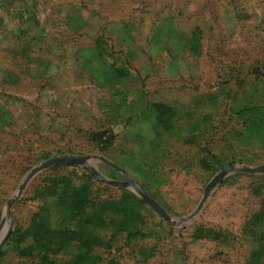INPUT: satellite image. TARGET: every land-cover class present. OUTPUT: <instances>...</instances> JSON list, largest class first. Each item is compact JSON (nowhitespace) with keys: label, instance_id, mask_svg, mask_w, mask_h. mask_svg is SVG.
Segmentation results:
<instances>
[{"label":"rangeland","instance_id":"374dc122","mask_svg":"<svg viewBox=\"0 0 264 264\" xmlns=\"http://www.w3.org/2000/svg\"><path fill=\"white\" fill-rule=\"evenodd\" d=\"M68 2L139 14L163 29L173 58L162 72L166 87L145 94L134 109L78 110L65 125L50 118L29 136L21 120L37 94H23L21 46L54 7ZM156 88L153 78L148 90ZM158 100L169 110L153 109ZM63 155L106 158L120 170L95 161L103 177L132 181L172 220L196 208L221 169L264 164V0H0V232L11 227L0 264H38L35 214L49 220L57 198L47 187L65 178L75 186L79 168L88 169L48 167L29 181L1 224L2 211L33 167ZM88 172L97 200L113 208L114 201L135 200L136 235L113 232L106 216L104 224L83 229L101 245L66 244L56 251L57 262L89 251L99 264H264V173L225 175L195 216L171 224L133 191Z\"/></svg>","mask_w":264,"mask_h":264},{"label":"crops","instance_id":"0c3cea01","mask_svg":"<svg viewBox=\"0 0 264 264\" xmlns=\"http://www.w3.org/2000/svg\"><path fill=\"white\" fill-rule=\"evenodd\" d=\"M153 24L139 14H108L77 2L54 7L21 46L22 91L37 94L35 103H26L24 131L32 136L50 118L60 127L78 110L134 109L145 94H161L172 48ZM153 78L157 88L148 90Z\"/></svg>","mask_w":264,"mask_h":264},{"label":"trees","instance_id":"16d2710c","mask_svg":"<svg viewBox=\"0 0 264 264\" xmlns=\"http://www.w3.org/2000/svg\"><path fill=\"white\" fill-rule=\"evenodd\" d=\"M151 107L155 110H169L163 104L154 103ZM79 170L81 171L80 183L75 186L65 184L66 178L59 183H55V179H52L51 185L46 186L58 199L56 198L52 204L49 220L41 212L35 214L40 223L31 236V242L32 248L36 250L38 264H80L86 263L87 259L90 260V264H99L96 256L89 251L76 253L64 262H57L54 257L58 249L75 241L80 244L101 245L102 242L96 235L92 234L86 239L83 229L85 226L104 224L107 217L110 219L108 224L113 232L126 231L128 235H136L134 231L136 227L134 223L137 219L135 200L125 197L124 201H114V208L109 206L108 201L97 200L92 189L94 177L86 169L79 168ZM43 224L48 225L46 230ZM110 264H113L112 260Z\"/></svg>","mask_w":264,"mask_h":264},{"label":"water","instance_id":"95a60500","mask_svg":"<svg viewBox=\"0 0 264 264\" xmlns=\"http://www.w3.org/2000/svg\"><path fill=\"white\" fill-rule=\"evenodd\" d=\"M95 161H102L117 170H120L119 167H117L115 164L107 160L106 158L102 156H94V155H63V156H55L52 157L37 166L33 167L25 176V178L21 181L19 184L16 193L7 200L5 207L2 211V216H1V224L5 218L10 219V207L11 205L20 199L22 196V193L24 189L26 188L27 184L29 181L40 171L51 167L55 165H62V164H72V165H78L87 168L95 177L105 180L107 182L120 185L123 187H126L127 189L133 191L136 193L140 198H142L144 201H146L151 207H153L167 222L171 224H181L193 216H195L204 202L206 201L209 193L211 192L212 188L219 182L225 175L231 173V172H245V173H264V164L262 165H257V166H228L220 171H218L214 177L208 182V184L205 186L203 190V194L200 198V201L196 208L189 213L188 215L181 217L179 219L172 220L170 216L164 211V209L149 195H147L142 189H140L135 183L129 180H113V179H107L103 177L94 167L93 163ZM11 232V227L7 230L6 233L0 232V246L2 243L7 239Z\"/></svg>","mask_w":264,"mask_h":264},{"label":"bare ground","instance_id":"6f19581e","mask_svg":"<svg viewBox=\"0 0 264 264\" xmlns=\"http://www.w3.org/2000/svg\"><path fill=\"white\" fill-rule=\"evenodd\" d=\"M202 206H203V205H202ZM201 208H202V207H201ZM201 208H200V209H201Z\"/></svg>","mask_w":264,"mask_h":264}]
</instances>
